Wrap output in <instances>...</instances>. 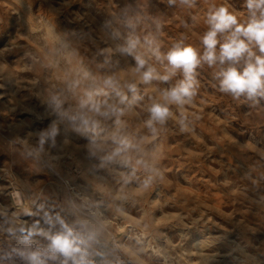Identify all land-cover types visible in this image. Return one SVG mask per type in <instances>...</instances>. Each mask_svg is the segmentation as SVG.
<instances>
[{
	"label": "rangeland",
	"instance_id": "rangeland-1",
	"mask_svg": "<svg viewBox=\"0 0 264 264\" xmlns=\"http://www.w3.org/2000/svg\"><path fill=\"white\" fill-rule=\"evenodd\" d=\"M220 6L249 18L245 0H0V264H264V97L222 92L228 62H202L191 104L152 131L149 106L183 73L134 72L135 55L170 70L157 47L202 55ZM60 221L80 252L41 234Z\"/></svg>",
	"mask_w": 264,
	"mask_h": 264
},
{
	"label": "clouds",
	"instance_id": "clouds-1",
	"mask_svg": "<svg viewBox=\"0 0 264 264\" xmlns=\"http://www.w3.org/2000/svg\"><path fill=\"white\" fill-rule=\"evenodd\" d=\"M181 3L192 6L195 0H181ZM245 3L249 18L243 23L239 22L237 16L230 13L224 6L209 11L206 19L209 28L202 37L204 45L202 55L198 54L197 49L191 45L176 44L164 54L160 53L158 47L154 49L156 58L166 60L169 66L170 70L163 75L159 74L156 67L149 64L142 56L135 55L134 72L138 75L140 82L147 83L153 79L167 82L176 75L177 70H181L183 73L182 80H179L173 87L161 90L159 97L149 106L150 118L146 123L152 131H155L154 122L163 123L171 115L170 105L191 104L192 98L196 95L198 84L196 69L202 62L207 63L210 67L216 65L217 62L220 65L228 62L227 67H221L220 71L216 73L222 92L231 93L234 98H239L241 95H246L249 98L264 97V0H245ZM218 35H223V43L217 39ZM138 43V40L130 41L129 46L123 51L133 54ZM218 44L219 51H217ZM253 47H258L261 54L257 55L253 51ZM241 61H243V66L238 68ZM106 83L113 86L116 95L120 97L119 103L123 104L127 97L115 87L111 80ZM127 87L133 93L136 92L135 83H130ZM134 99H140V97H134ZM87 103L89 101H82V106ZM108 107L112 111H122L115 104L108 105ZM92 108L99 112L100 104H93ZM84 123L87 124L88 121L85 120ZM180 124L183 130L186 127L184 118H181ZM55 134L56 129L53 128L51 135ZM41 143H43V137ZM45 218L48 223L52 222L51 217H48L47 214ZM60 223L63 226L62 232L52 236L46 232L41 234L48 237L51 241L50 247L54 251L62 252L65 255L80 252V245L84 241L74 233L71 227L64 225L63 221ZM31 258L35 264H44L36 253H33ZM77 264H83V261L81 260Z\"/></svg>",
	"mask_w": 264,
	"mask_h": 264
},
{
	"label": "bare ground",
	"instance_id": "bare-ground-1",
	"mask_svg": "<svg viewBox=\"0 0 264 264\" xmlns=\"http://www.w3.org/2000/svg\"><path fill=\"white\" fill-rule=\"evenodd\" d=\"M67 146V145H66ZM67 147H69V146H67ZM71 147H73V146H71Z\"/></svg>",
	"mask_w": 264,
	"mask_h": 264
}]
</instances>
